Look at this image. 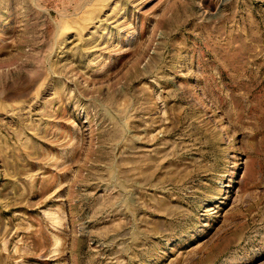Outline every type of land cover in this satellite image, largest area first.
<instances>
[{"label":"rangeland","instance_id":"374dc122","mask_svg":"<svg viewBox=\"0 0 264 264\" xmlns=\"http://www.w3.org/2000/svg\"><path fill=\"white\" fill-rule=\"evenodd\" d=\"M0 264H264V0H0Z\"/></svg>","mask_w":264,"mask_h":264}]
</instances>
